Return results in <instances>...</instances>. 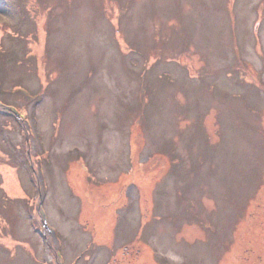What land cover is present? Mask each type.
Instances as JSON below:
<instances>
[{
    "label": "rangeland",
    "instance_id": "rangeland-1",
    "mask_svg": "<svg viewBox=\"0 0 264 264\" xmlns=\"http://www.w3.org/2000/svg\"><path fill=\"white\" fill-rule=\"evenodd\" d=\"M0 264H264V0H0Z\"/></svg>",
    "mask_w": 264,
    "mask_h": 264
},
{
    "label": "trees",
    "instance_id": "trees-1",
    "mask_svg": "<svg viewBox=\"0 0 264 264\" xmlns=\"http://www.w3.org/2000/svg\"><path fill=\"white\" fill-rule=\"evenodd\" d=\"M239 83H240L241 85H242V84H243V85L247 84V83L243 82V81L240 80V79H239Z\"/></svg>",
    "mask_w": 264,
    "mask_h": 264
}]
</instances>
